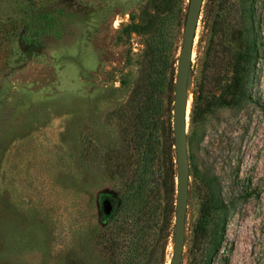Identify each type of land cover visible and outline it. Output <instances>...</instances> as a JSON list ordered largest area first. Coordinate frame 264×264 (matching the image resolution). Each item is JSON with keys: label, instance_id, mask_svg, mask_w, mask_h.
<instances>
[{"label": "rangeland", "instance_id": "obj_1", "mask_svg": "<svg viewBox=\"0 0 264 264\" xmlns=\"http://www.w3.org/2000/svg\"><path fill=\"white\" fill-rule=\"evenodd\" d=\"M188 4L0 0V264H168L173 234L160 230L162 181L175 155ZM131 24L149 30L135 33ZM200 32L199 24L198 78ZM231 55L207 92L217 95L229 81ZM192 87L191 77V97ZM249 94L237 108L199 106L192 139L191 100L187 152L197 173L189 174L182 264L195 243L205 172L220 180L228 204L216 219L225 231L215 264H264V46ZM137 187L135 207L104 222L101 199Z\"/></svg>", "mask_w": 264, "mask_h": 264}, {"label": "trees", "instance_id": "obj_2", "mask_svg": "<svg viewBox=\"0 0 264 264\" xmlns=\"http://www.w3.org/2000/svg\"><path fill=\"white\" fill-rule=\"evenodd\" d=\"M260 5L257 0H234L233 2L204 0L198 53H200L199 50L203 43H206V46L203 60H199L201 64L200 78L196 76L192 65L191 139L195 136L194 130L199 106H203L206 111L213 107L237 108L242 103L251 100L249 94L251 76L256 63L261 59L264 46L262 22L258 14ZM166 12L168 9L162 13ZM130 28L135 33H146L149 30V25L131 24ZM230 51H232V55L229 81L223 82L219 93L213 95L207 92L206 81L209 83L214 81L218 84L216 77L219 71L217 68L222 64V56L228 55ZM175 72L176 70H173L174 76ZM172 146H174V142L170 145L171 148ZM173 160H175V155L171 153L169 154L170 166L162 181L164 205L160 230L164 231L167 237H171L173 234L175 213L176 177ZM195 171V168H190L192 175H196ZM203 180L206 195L200 204L197 218L192 227L193 242L195 243L187 251L186 264H215L225 231L221 223L216 222V219L228 206L222 193L220 180L210 172H205ZM139 187L141 188V186ZM140 188H134L120 196V200L104 196L101 199L102 211L103 202H107L110 212L108 215L103 213V221H111L121 210L127 211L135 207L133 203L141 195ZM134 250L137 251L138 247Z\"/></svg>", "mask_w": 264, "mask_h": 264}, {"label": "water", "instance_id": "obj_3", "mask_svg": "<svg viewBox=\"0 0 264 264\" xmlns=\"http://www.w3.org/2000/svg\"><path fill=\"white\" fill-rule=\"evenodd\" d=\"M204 0H189L177 63L173 102V142L176 165V200L173 225V247L168 264H182L185 248V223L189 194V159L187 152L188 90L192 77V58ZM192 100V97H191ZM110 212L103 202V213Z\"/></svg>", "mask_w": 264, "mask_h": 264}, {"label": "bare ground", "instance_id": "obj_4", "mask_svg": "<svg viewBox=\"0 0 264 264\" xmlns=\"http://www.w3.org/2000/svg\"><path fill=\"white\" fill-rule=\"evenodd\" d=\"M189 88H190V86H189ZM190 103H191V92H190V89H189V90H188V106H187V115L189 114ZM172 247H173V244H172V246H171L170 257H171V254H172Z\"/></svg>", "mask_w": 264, "mask_h": 264}]
</instances>
